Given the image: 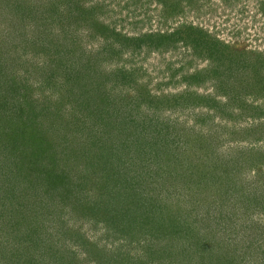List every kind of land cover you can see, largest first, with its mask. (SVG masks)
<instances>
[{
  "label": "rangeland",
  "instance_id": "374dc122",
  "mask_svg": "<svg viewBox=\"0 0 264 264\" xmlns=\"http://www.w3.org/2000/svg\"><path fill=\"white\" fill-rule=\"evenodd\" d=\"M50 71L53 104L49 81L39 88ZM71 86L106 112L56 139L48 129L83 98H62ZM148 91L166 101L137 108L131 94ZM111 178L145 201L109 188L117 204L96 221L91 192ZM225 256L264 264V0H0V264Z\"/></svg>",
  "mask_w": 264,
  "mask_h": 264
},
{
  "label": "trees",
  "instance_id": "16d2710c",
  "mask_svg": "<svg viewBox=\"0 0 264 264\" xmlns=\"http://www.w3.org/2000/svg\"><path fill=\"white\" fill-rule=\"evenodd\" d=\"M183 27V26H182ZM181 27V28H182ZM195 27H193V26H187V27H183V29H181V31H183V32H186L187 34H188V38L186 39V38H184V39H181L182 41H185L186 43H188V44H196V38L195 39H193V38H191L192 36V32L193 31H195V29H194ZM188 32H190V34L188 33ZM179 33H181V32H179ZM191 36V37H190ZM127 38V37H126ZM189 38H191V39H189ZM129 39H132V38H129ZM58 64H62V60H59L58 61ZM122 76H124L123 78L125 79V75H126V72H122ZM77 76H79V75H77ZM52 78H54V72H52L51 73V71L49 72V74L45 77V79H44V81L43 82H41L40 83V85H39V88H42L44 85H43V83L46 81V80H48L49 81V83L47 84L48 85V87L47 88H49V89H51L52 90V93L50 94V92H49V94H47L46 95V99H47V104L51 101V104H53L52 103V100L53 99H55V98H53L52 96L53 95H55V84H54V81H53V79ZM71 80H74L71 76L69 77ZM76 78V77H75ZM70 81V80H69ZM75 81V80H74ZM72 82L73 84H74V86L76 87V89L78 88V87H82V85H79V81L77 80V84H76V81L75 82ZM89 86V85H88ZM134 87V86H133ZM85 91L84 92V94H82V92L83 91ZM61 92H63V90L61 89L60 90ZM67 93H64L63 92V96H62V98H65L67 101H69L68 100V98L67 97H70V98H73V99H75V100H77V98L78 97H83V98H81L80 100H77V102L78 103H76V104H70V107H69V112L67 113L66 112V114H67V116L66 117H64L66 120H69V121H66L65 119L63 120V121H61V123H59V124H57V125H55V124H53L52 126H50V128L48 129V130H50V129H53V130H55V135H56V133L57 134H59L60 132L62 133V131H67L70 127H67L66 125H69V126H75L76 125V128L77 129H79V130H81V131H83L84 129H86L85 127H87L86 126V123H85V121H87V120H90L89 118H93V117H97L96 118V121H98V120H100V119H102V115H103V112L105 111V109L104 108H101L99 105H95V106H93L92 105V103H91V101H88V97H89V94H90V90H89V88H86V89H80V90H78V91H75L74 90V88H73V86H71V88L69 89V90H65ZM48 93V92H47ZM129 93H130V91H126L125 90V92H124V96H126V97H129ZM82 94V95H81ZM135 94V93H134ZM195 92L192 94L193 96H195ZM136 96H134L133 94H131V99H133V98H135V100L136 101H134L135 103H137V108H139V107H143V106H146L147 108H153L154 106H155V104L159 107V105H163V102H165L166 101V98H164V97H159V98H157V97H152V95L150 94V92L148 91V92H141V93H139V92H136V94H135ZM84 97H86L87 98V100H85V98ZM92 99L94 100V96H92ZM190 99V97H188V96H186L185 94L184 95H181V96H178V100H183V101H185V102H188V100ZM72 100V99H71ZM71 102H73V101H71ZM69 103V102H68ZM54 107V106H53ZM56 108V107H55ZM47 109V108H46ZM48 109H50V108H48ZM39 110L41 111V110H43V106H42V108H39ZM52 111V110H51ZM50 111V112H51ZM83 112V118L80 120V118H81V116H80V112ZM57 112H58V110H57ZM87 112H89V114L87 115ZM106 112V111H105ZM73 113H75L78 117H76ZM88 116V117H85V116ZM89 116H91V117H89ZM80 117V118H79ZM85 118H87L86 120H85ZM66 121V122H65ZM71 121V123H68V122H70ZM60 122V121H59ZM155 123V122H154ZM66 124V125H65ZM64 125H65V127H64ZM154 126V130L156 131V134L158 133L159 135H161L162 134V130L160 129L161 128V125H159V124H157V123H155V124H153ZM141 127H142V125H141ZM72 129V128H71ZM24 133L26 134V131H24ZM60 133V134H61ZM158 134H157V136H158ZM159 137V136H158ZM56 139H57V135H56ZM57 142V141H56ZM89 150V149H88ZM87 150V151H88ZM106 151V150H105ZM96 153V152H95ZM94 152H92V155H96V158H95V160L96 161H104V160H106L105 159V155H104V158H102L100 155H97V153L95 154ZM85 156H86V158L88 159V161L89 162H87V163H92V164H95L94 163V161H93V159L92 158H90V157H88L86 154H85ZM103 163H105L106 164V166L107 165H111L108 161H106V162H100V164L101 165H103ZM88 165H90V164H88ZM106 166H105V169H106ZM103 167V166H102ZM113 167V166H112ZM130 169V168H129ZM22 170H23V168L21 169V171L20 170H18L17 171V173H18V175L17 176H21V174H22ZM19 173H21L20 175H19ZM25 174V173H24ZM21 178V177H20ZM125 180H127L126 182H125ZM125 180H121V179H118V178H111V179H109V180H105V182H102L103 183V185H102V183H97V185H99V186H97V187H94L95 188V191H96V194L95 193H93V192H91L92 193V195H93V202H92V204H90V206L89 207H87V209H86V212L88 213V215L89 216H91V217H93L96 221H97V219H99L100 218V213H102V209H103V206L105 207V206H113V207H115L116 206V202H115V198L114 197H111V199H105L104 197H103V195H105L104 193L106 192V191H109V188L111 189V190H116V189H118V186H122V184L123 185H125V189L127 190L128 189V183H130L129 185H131V188H135L134 190H135V193H134V195H135V197L137 198L136 199V202H138V200H139V197H141L144 201H145V199H144V197H142V195H143V193L142 194H140V192L136 189V188H138V187H136V184H135V182L133 181V183H132V181L129 179H125ZM52 181V178H50L49 177V182H50V185H49V188L48 189H50V187H52L51 186V184L52 185H54L53 184V182H51ZM131 181V182H130ZM130 187V186H129ZM16 188H13L12 187V189H10L9 190V192L10 193H12V195H16ZM47 191H49V190H47ZM90 192V191H89ZM36 193V192H35ZM37 194V193H36ZM38 195V194H37ZM130 205V204H129ZM123 207L125 208V203L123 204ZM115 210H116V208L115 209H113V210H111V212H112V215H110V217L106 220V233L107 234H110L111 232L110 231H113V228H114V226H115V222H117L118 220H119V218L120 219H122V213H120L119 214V212L120 211H116L115 212ZM115 212V213H114ZM124 213V212H123ZM100 220V219H99ZM104 222V224H105V220H103L102 221V223ZM84 235H81V237L79 238V242H81L82 244H84V243H86V240L84 239V237H83ZM150 251V250H149ZM140 256H142V255H140ZM139 256V257H140ZM218 259V258H217ZM223 260L225 261V263L226 264H230V260L228 259V257L227 256H225V258H223L222 259V257L220 258V260L218 259V261H220V264H222V263H224L223 262ZM229 260V261H228ZM210 264H212V261H210Z\"/></svg>",
  "mask_w": 264,
  "mask_h": 264
},
{
  "label": "built area",
  "instance_id": "2783aa9c",
  "mask_svg": "<svg viewBox=\"0 0 264 264\" xmlns=\"http://www.w3.org/2000/svg\"><path fill=\"white\" fill-rule=\"evenodd\" d=\"M252 13L253 14L248 16V19H252L253 16L257 17L259 19V22L256 23L257 24L256 27H259L260 30H261L263 28V22H261L262 21L261 12L259 10H256V11H254ZM255 20H257V19H255Z\"/></svg>",
  "mask_w": 264,
  "mask_h": 264
}]
</instances>
